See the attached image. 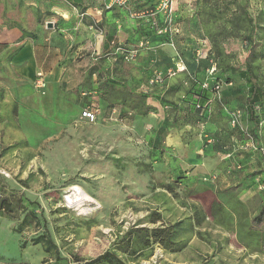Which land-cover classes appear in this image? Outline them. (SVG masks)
<instances>
[{
	"label": "rangeland",
	"instance_id": "rangeland-1",
	"mask_svg": "<svg viewBox=\"0 0 264 264\" xmlns=\"http://www.w3.org/2000/svg\"><path fill=\"white\" fill-rule=\"evenodd\" d=\"M245 1L93 0L94 11L125 15L111 20L115 27L100 47L96 34L47 24L61 23L58 9L79 12L80 0H51V10L32 0H0V28H19L20 39L34 40L54 63L44 67L53 71V82L39 90L10 65L16 43L0 53V194L6 201L0 208V264H80L108 250L127 264H264V225L250 229L264 190L255 186L258 194L249 200L228 191L244 166L227 165L226 155L197 154V144L206 149L217 143L214 132L206 133L186 109L176 113L191 81L210 80L222 70L234 77L222 89L246 93L240 75L250 49L248 25L240 20ZM248 2L264 55V0ZM234 17L242 29L232 36ZM150 27L154 35H148ZM258 63L264 85V58ZM127 85L155 109L132 117L136 110L125 114L122 104H111L110 98L128 96ZM215 93L216 124L230 113L218 105L222 90ZM85 108L97 111L95 122L82 117ZM250 125L243 119L234 137L255 138ZM256 137L262 144L251 150V174L264 184V126ZM233 140L221 136L222 150ZM72 184L96 201H67ZM153 213L161 215L157 223ZM169 225L179 251L160 244L119 249L132 228Z\"/></svg>",
	"mask_w": 264,
	"mask_h": 264
},
{
	"label": "trees",
	"instance_id": "trees-1",
	"mask_svg": "<svg viewBox=\"0 0 264 264\" xmlns=\"http://www.w3.org/2000/svg\"><path fill=\"white\" fill-rule=\"evenodd\" d=\"M75 1V0H74ZM78 3V2H77ZM79 6H82L79 2ZM86 7L83 9L85 10ZM244 14L245 16L243 19H240L241 22H246L248 25L249 33L245 35V37L250 42V49L249 54L246 58V65L245 69L240 73V75L244 78L247 84V91L243 95L237 92L236 87H224V84L228 85L229 83L233 82L232 80L234 77L231 75H227L226 72L224 73L219 71V73H215V75L210 80L205 79H197L191 81V86L188 88V93H186L183 97L181 102L185 103L184 107H176V113L178 115L182 114V109L187 110L190 116H193L194 123L200 124V126L205 123L206 125H211L214 128L212 129L211 126H205L206 133H211L217 138V143L214 145L210 144L213 148L208 146V150L210 153L217 154L218 146L221 145L220 140L221 136L224 135L225 139L230 140L231 138H235L234 135H238L237 129L232 128L230 124L226 125L228 120L230 119L226 113L222 114L221 119L215 124L211 120V102L212 97L216 95L215 92H222L223 99L222 103L218 104L220 107L227 110L228 113L233 111L234 109H240L242 111V120H246L247 123L252 128V134L258 135V130L261 129L264 119V85L260 82L258 71L260 69V64L258 63L261 58H264L261 50L258 49L259 43L255 39L257 24L256 18L252 15L249 11V2L248 0L245 1L243 5ZM106 11V9H105ZM233 26L231 29L230 35L236 34L242 28H239V23L235 22V17L230 19L229 21ZM155 30L153 27H150V32L148 35H154ZM233 36V35H232ZM237 72V69H232ZM224 75L226 79H224ZM207 82V86L204 84ZM118 83V82H117ZM220 86V89H217V86ZM128 96L126 95L124 98L121 97H114L110 98L109 101L111 104H122V110L125 111V114L128 113L130 110H136L135 113H131L132 117L134 116H141L144 117L150 111H153L155 108L147 105L146 103V95H141L134 91L133 88L127 85ZM139 100L142 101V105L140 108ZM173 104V103H171ZM223 112V111H222ZM225 123L224 126L221 123ZM229 123V122H228ZM219 125V126H217ZM218 127V128H217ZM205 132V131H203ZM241 132V131H240ZM241 134V133H240ZM250 134V133H249ZM242 135V134H241ZM240 135V136H241ZM255 138L257 139L258 137ZM215 139V138H214ZM237 139V138H236ZM240 141H245L246 139H237ZM222 148V147H221ZM207 149V148H206ZM257 184H260V179L256 180ZM262 184V183H261ZM238 185L231 186L228 191H236L238 189ZM198 187L190 188V193L192 195L196 194ZM2 194H0V208L3 209L5 206V199L1 198ZM259 198L262 197L259 195ZM213 216V213H209ZM151 221L153 223H157L161 220L160 213H153L151 216ZM264 225V200L261 202V207L259 212L253 217L251 223V230L261 229ZM40 240V239H39ZM152 244H160L162 247L174 252L181 250L180 245L175 240V227L173 225L169 226H159L154 228L148 227H135L132 228L128 233L122 237L120 242L119 249L123 252L134 251L136 252L140 246L142 248H146ZM140 249V248H139ZM134 254V253H132ZM80 264H127L119 254L114 250H108L105 253L99 255L98 257L91 259L89 261L81 262Z\"/></svg>",
	"mask_w": 264,
	"mask_h": 264
},
{
	"label": "crops",
	"instance_id": "crops-1",
	"mask_svg": "<svg viewBox=\"0 0 264 264\" xmlns=\"http://www.w3.org/2000/svg\"><path fill=\"white\" fill-rule=\"evenodd\" d=\"M92 1L93 0H80V3L82 6H80L81 10L79 12H75V11L73 12L72 10L58 9L57 10L58 14L60 16H62L61 17L62 18L61 23H57L58 25H55V23H53L52 21H48L47 24L49 22H52L53 26L57 27V29H59V31H61L63 27H71L72 25H74L72 28L73 30H81L82 29L83 31H87V33L96 34V36L100 37V39L97 37L96 45H100V47H103L104 43H105L106 35L109 33L110 29H113V26L115 24L111 20L113 18L123 19L125 15H122L123 12L119 11V9L116 11V13H114L112 11H105V10H102L101 12L100 11H94V10H92ZM32 3L36 7L40 8L41 10L56 9V7L51 3V0H32ZM85 7H86V9L83 10ZM122 23H124V22H122ZM53 26L50 28H53ZM123 26H124V24L121 25L122 28H123ZM55 30L56 29H54V31H52V33L49 34L50 35V37L48 39L49 43H47L45 41L46 44H51V41H52L51 39H53V37L55 36ZM100 33H102V35H100ZM45 35H46V33H45ZM20 37H21V35H20L19 28H17V27H12V28L1 27L0 28V53L4 49L11 48L13 46V44L16 43L18 47H16L13 50V54H11L10 65L16 69V73H18L19 75L27 76L28 78L30 77V79L33 78L34 81L36 79L37 72L43 71L44 77L47 81V87L49 88V86L53 82V80H52L53 71L48 72L47 70H44V67L45 66H53L54 63H53L52 59L47 56V51H46L45 57H42V54L38 51L39 49L36 47L34 40H30V39L26 38V40L24 41V40L20 39ZM46 50H48V51L51 50V47L48 45L46 47ZM45 69H47V68H45ZM85 120H88V119L85 118ZM209 126H211V125H209ZM217 126H219V125H217ZM263 126H264V123H263L262 127ZM211 128H214V127L212 126ZM233 139H235V140H233L230 143V145H227V146H229L228 149L222 150V148H224V146L219 145L218 146L219 148L217 150L218 151L217 155L228 156V157H225L226 159H224V157L222 158V161H224V163H226L227 165H229L231 162V163L236 164L237 168H241L242 166H244L243 167L244 168V174L240 173V176L238 175L239 180L235 184L236 186L238 185L239 190L237 189L236 191H233V192L241 191L243 194H246L245 198H247V200H249L252 195L258 194V192L253 191V190H254V187L258 185L256 180L260 179L259 175L253 176L251 174V172L253 171V166H254V163H253L254 159H253V156L251 155V152H252L251 150H253V149L244 147L246 140L240 141V140H237L236 138H233ZM255 141H256L257 146H259V144H262V142L259 141L258 139H255ZM199 146H200V144H197V146H196L197 154H199V155H203V154L206 155L207 154L209 156H210V154L216 155V154L209 152V150L213 148L212 146L209 150H208V148L202 149V145L200 146L201 148ZM199 151L202 154L198 153ZM232 153H235V154H233V160L232 159L228 160L227 158H229ZM195 156H198V155H195ZM201 164H203V163H201ZM218 173L222 174L223 171H218L216 174L218 175ZM261 175H263V174H261ZM235 185H233V186H235ZM261 194L262 193H260V195ZM261 196L264 200V195L262 194ZM241 200H243V199H241ZM261 201H262V199H261Z\"/></svg>",
	"mask_w": 264,
	"mask_h": 264
},
{
	"label": "built area",
	"instance_id": "built-area-1",
	"mask_svg": "<svg viewBox=\"0 0 264 264\" xmlns=\"http://www.w3.org/2000/svg\"><path fill=\"white\" fill-rule=\"evenodd\" d=\"M128 57V56H127ZM182 69V68H181ZM35 85L39 90H43L47 88V81L44 77V72L43 71H38L35 79ZM207 86V82L204 84ZM217 89H220V86H217ZM82 117L88 119L91 122H95L98 118L97 111L95 109H89L85 108L82 111ZM242 121V111L240 109H234L233 111L230 112V121L229 124L232 128H236L241 124ZM263 122H261V125H263ZM202 128L205 129V123L201 125ZM208 136V135H207ZM248 139H246V142L244 144L245 148H250V149H257V144L255 141V138H253L250 134H247ZM209 143L213 142L212 137H209L207 140ZM259 188L261 190H264V184H259Z\"/></svg>",
	"mask_w": 264,
	"mask_h": 264
},
{
	"label": "bare ground",
	"instance_id": "bare-ground-1",
	"mask_svg": "<svg viewBox=\"0 0 264 264\" xmlns=\"http://www.w3.org/2000/svg\"><path fill=\"white\" fill-rule=\"evenodd\" d=\"M4 174L10 176L6 170H2ZM65 199L70 202H75L77 205H82L83 203L95 202V198L89 195L83 188L76 184H72L69 188V193L65 196Z\"/></svg>",
	"mask_w": 264,
	"mask_h": 264
},
{
	"label": "water",
	"instance_id": "water-1",
	"mask_svg": "<svg viewBox=\"0 0 264 264\" xmlns=\"http://www.w3.org/2000/svg\"><path fill=\"white\" fill-rule=\"evenodd\" d=\"M48 26H49V27H52V26H53V23H52V22H49V23H48Z\"/></svg>",
	"mask_w": 264,
	"mask_h": 264
}]
</instances>
